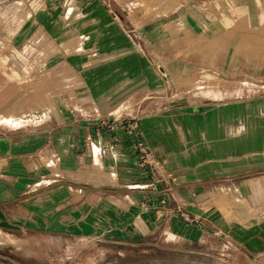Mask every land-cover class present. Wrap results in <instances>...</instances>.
Here are the masks:
<instances>
[{"label":"rangeland","instance_id":"obj_1","mask_svg":"<svg viewBox=\"0 0 264 264\" xmlns=\"http://www.w3.org/2000/svg\"><path fill=\"white\" fill-rule=\"evenodd\" d=\"M88 87L100 99L90 106L104 116L98 126L133 109L142 116L207 104L189 107L201 113L216 104L264 97V0H0V131L67 108L85 116ZM123 104L129 108L115 114ZM251 135L254 149L260 129ZM193 136H199L198 128ZM203 150H209L206 144ZM95 151L93 167L102 172L100 151ZM259 164L210 183L203 205L209 218L188 215L198 221L185 219L188 227L179 228L170 221L155 222L153 210L140 208L154 218L128 236L108 232L111 207L96 198L90 213L100 234L68 232L65 213L86 207L85 191L66 186L55 195L60 196L58 233L41 230L35 203H29L28 229L0 230V264H264V162ZM100 182L115 185L116 178ZM241 183V193L258 192L234 193ZM219 192L225 194L224 203L218 201ZM69 198L74 202L67 206Z\"/></svg>","mask_w":264,"mask_h":264},{"label":"crops","instance_id":"obj_2","mask_svg":"<svg viewBox=\"0 0 264 264\" xmlns=\"http://www.w3.org/2000/svg\"><path fill=\"white\" fill-rule=\"evenodd\" d=\"M23 15L26 16V13ZM109 22L113 24V21ZM165 73L167 78L161 72L164 78L169 79L168 72ZM13 75L9 74L11 77ZM86 93L85 104L89 105V110L85 116L67 108L59 115L49 113L46 118L43 115L37 123L0 131L1 231L28 229L29 203H35V221L41 230L58 233L60 196L55 195L66 186L68 189L75 187L85 191V211L78 212L74 208L73 213H65L69 218L67 231L75 235L93 237L100 234L95 232L96 221L90 213L95 198L104 199L107 203H103L111 207L106 214L107 221L111 223L109 233L128 236L129 232H141V228L144 225L146 228L154 218L153 212L140 211L144 191L133 188L142 183L143 172L138 167L131 140L124 136L121 129L109 131L103 128L100 133L96 131L97 122L104 116L96 114L90 106L94 107L100 99L96 98L98 92L89 87ZM124 95L121 94L119 98ZM201 105L205 108L207 104L188 105V112L181 110L182 107H175L176 113L141 116L138 110L133 109L125 114L139 118L140 133L151 148L153 157L166 161L161 172L164 179L175 177L177 180L176 185L171 183L173 198L169 201V207L179 206L184 214L203 220L210 216L203 207L210 198V183L225 182L232 172H251L260 168V162H264V154H261L264 153V97L249 102L216 104L201 113L190 111L189 107ZM128 108L123 104L114 113L124 112ZM196 128L199 129V136L195 139L193 129ZM257 128L260 129V136L257 148L253 149L251 134ZM115 137H119L118 143L114 142ZM204 144L209 150H203ZM96 149L100 151L102 172L93 167ZM255 155L261 159H256ZM49 161L57 162L56 168L48 165ZM86 162L87 165L84 164ZM112 172L116 176L111 178ZM79 177H82L81 180H77ZM104 178L109 181L116 178V184L101 183L100 180ZM43 181H47V184L33 189L36 183ZM243 183L234 187V193L256 195L257 188L255 192L248 190L241 193ZM224 196V192H219L220 203L225 202ZM71 199H67L65 205H72L74 201ZM48 205L51 206L50 210ZM15 210L19 215L14 213ZM156 218L157 223L170 221L174 227L180 228V224L187 226L186 220L179 214L170 215L168 221L158 216ZM44 222L50 223V228H45Z\"/></svg>","mask_w":264,"mask_h":264},{"label":"built area","instance_id":"obj_3","mask_svg":"<svg viewBox=\"0 0 264 264\" xmlns=\"http://www.w3.org/2000/svg\"><path fill=\"white\" fill-rule=\"evenodd\" d=\"M108 129L114 131L121 129L124 136L128 137L132 142V148L136 153L138 167L143 172V176L146 178L144 182L139 185L133 186V188L144 191L143 198L140 202V208L144 211L153 210L156 215L170 216L173 213L179 214L182 218L197 222L198 219H189L187 214L182 212L181 207L176 206L174 208L169 207V201L173 198L172 182H176L175 177L164 179L161 175L162 168L164 167L165 160H156L153 157L152 150L143 138L139 130V118L130 115H120L114 117L111 121L108 119L102 120L98 129ZM119 137L114 138V142H119ZM156 198L153 199L152 196Z\"/></svg>","mask_w":264,"mask_h":264}]
</instances>
